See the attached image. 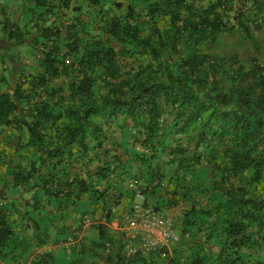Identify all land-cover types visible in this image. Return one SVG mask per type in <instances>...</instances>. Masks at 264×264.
<instances>
[{"label": "trees", "instance_id": "16d2710c", "mask_svg": "<svg viewBox=\"0 0 264 264\" xmlns=\"http://www.w3.org/2000/svg\"><path fill=\"white\" fill-rule=\"evenodd\" d=\"M30 1L45 73L30 90L25 79L0 92L1 130L21 133L11 154L0 151V264L45 248L29 264H264V55L252 34L264 0H140L102 16V35L75 0ZM67 11L63 32L46 19ZM224 35L252 50L218 52ZM63 74L67 87L42 97L46 77ZM116 127L131 141H117ZM133 179L145 206L190 203L171 251L129 256L128 242L111 251L108 226L134 198ZM88 223L98 233L89 243Z\"/></svg>", "mask_w": 264, "mask_h": 264}, {"label": "rangeland", "instance_id": "374dc122", "mask_svg": "<svg viewBox=\"0 0 264 264\" xmlns=\"http://www.w3.org/2000/svg\"><path fill=\"white\" fill-rule=\"evenodd\" d=\"M139 1L140 0H106V5L103 8H101L102 9L101 12H98V8L96 9L95 7H91L90 5H88L87 2H84V0H76L74 2L75 4L78 3L82 6V16L85 22L86 23L88 22L90 25H94V27L90 28L92 29V33L94 35L95 34L102 35V32H101L102 16H107V17L113 16V15L122 16L127 13L126 11L128 10V6L131 3L134 4V3H138ZM208 1L209 0H201L200 2L197 3V7L201 8V7L206 6ZM142 9H143V6H137L136 12L144 13ZM63 23H64V20L61 23H59V25H63ZM94 28H95V31H94ZM252 34L259 40L261 47H262V52L264 55V19L262 21H259V26L252 27ZM7 41L8 40L6 39L0 38V56H2L3 58L5 57V61H3L0 57V92L8 90V89L12 91L14 89V86L17 85V83L21 81L23 77L24 79H27L25 88L30 90L31 89L30 87H32L35 82H36L35 84L38 83L37 81H35L34 77L37 78L45 73V68L41 65V62H40V60L42 59L41 57L42 55L40 54V56H38L37 58H34L30 63H28L29 64L28 66V64L23 61L24 60L23 57L26 56L24 55L25 50L23 46L15 45L13 43L11 45H9V43H6L7 45L5 44L4 46L3 43ZM218 44L220 45H219V48H217V51L220 53L231 52V51L244 52L245 49L252 50L250 47L251 46L250 44L245 45L244 42L240 41V35H224V37L220 39V43ZM67 51L68 50H64L63 53ZM67 58H69L71 62L75 60L74 57H72V55H68ZM22 68H25V71H24L26 72L25 76L20 75ZM70 72L74 73V71L72 70ZM4 78H6L7 81H4L3 80ZM68 83H69V77H67L64 74L56 79H52L50 76H47L46 82H44V85L38 88V91L41 92L42 97L47 98V96L50 93L48 91H51V89H56L58 87L66 88ZM37 86L39 87V85ZM37 86H36V89H37ZM38 91H33L32 93L34 94L35 92H38ZM32 93H29V94L32 95ZM55 100L59 101L60 99L56 98ZM25 131L26 130L24 129L23 132ZM114 131H115V139L117 141L119 142L123 140L131 141L132 137L130 138V136L133 135V133L129 129L125 130L124 133H121L120 130L116 127ZM20 134L21 133L14 128H9L8 130H3V131L0 130V143H1L0 151L5 150L7 154H11L12 145L17 142L16 140ZM169 159H170L169 157H166L164 161L167 162V160ZM135 167H136L135 171H137L138 166H135ZM175 169H176L175 166L169 163L166 165L164 164L163 166V170H164L163 172L167 175L168 178L172 175L175 176L176 174ZM168 178L164 180V183L166 184L168 183ZM132 181H135V179H133ZM130 190L131 191H129V193H133L138 190L141 191V188L138 185L136 190H132V189ZM166 193L167 192H162V195H161L162 197L164 196L165 201H167L169 198L168 194ZM201 202L204 203L205 200L203 199L201 200ZM134 203H135L134 200H131L130 197H128V198H125L123 205H120L119 207L115 208L114 220L108 226L109 235L113 239V244L111 243L112 248H110L111 251H116L118 246L121 245V243L123 242L127 243L128 240H132L131 237L132 235H134V233L128 230L127 217L129 216L131 208ZM162 205L163 204H161L157 208L155 200H152V203H150V207L156 209L164 216L174 219L176 222L179 238L176 242H174L168 247L169 251H171L172 247L174 245H177L178 241L181 239L182 215L184 214L185 211H187L190 208V203L186 201H180L176 203L175 207H169L168 205L162 206ZM160 207H164V208H160ZM94 220H99V218L98 219L96 218ZM90 227L91 226L88 223L82 233L84 235V238H86V240L88 241V243L91 240L98 238V233L93 231ZM23 235L24 237H27V238L30 237V234L27 231L26 233L23 232ZM45 250L44 249H37V250L31 249L25 252L23 264H29L33 260L35 255ZM59 250L58 249L55 250V253H57L58 255L60 254ZM60 256L64 258L65 255L63 253L62 255L60 254ZM60 256L58 257L61 258ZM69 256H70V253L67 252V257Z\"/></svg>", "mask_w": 264, "mask_h": 264}, {"label": "built area", "instance_id": "2783aa9c", "mask_svg": "<svg viewBox=\"0 0 264 264\" xmlns=\"http://www.w3.org/2000/svg\"><path fill=\"white\" fill-rule=\"evenodd\" d=\"M48 17H51V15H48ZM54 23L56 29L63 32L70 25L71 21L67 19L63 25L57 24L56 21ZM70 64V59L66 58L63 67H67ZM21 81L24 83L25 79H21ZM138 185V182H129V188L132 190H136ZM138 192V200L133 204L130 214L127 217L128 230L134 233L131 239L136 240L135 244H129L127 246L126 253L129 256H134L139 252L148 253L162 247L168 248L179 238L175 220L164 216L150 206H145L146 198L140 190ZM75 244L76 241L72 240L68 243V245ZM107 246L111 247L110 245Z\"/></svg>", "mask_w": 264, "mask_h": 264}, {"label": "crops", "instance_id": "0c3cea01", "mask_svg": "<svg viewBox=\"0 0 264 264\" xmlns=\"http://www.w3.org/2000/svg\"><path fill=\"white\" fill-rule=\"evenodd\" d=\"M31 3L32 2L30 0H0V38L8 40L7 42L3 43L4 46L6 43H9V45L12 43L15 45H22L25 50L24 55H26L23 57V61L27 64L30 63L34 58L40 56V52L38 51L39 47H35L33 44H31L32 37H34L37 33L33 27V24L31 23V18L33 15L31 9L34 7ZM72 8L73 5L71 6L70 10H72ZM35 10L39 13L43 11L37 7H35ZM72 15H74L72 11L63 13L61 12L59 18L53 16L47 17V20H49L51 23L56 21L58 24L61 23L64 18L66 20V17H71ZM5 28H7V30H5ZM0 57L3 61H5V57ZM129 191L131 190L129 189ZM138 193L139 192L137 191L133 192V194H130L132 196L134 195V198L130 197V199L136 202L138 200ZM141 193L144 195L143 188L141 189ZM124 201L125 198L122 200L121 205L124 204ZM148 201L149 200H146V202Z\"/></svg>", "mask_w": 264, "mask_h": 264}, {"label": "clouds", "instance_id": "9594fccd", "mask_svg": "<svg viewBox=\"0 0 264 264\" xmlns=\"http://www.w3.org/2000/svg\"><path fill=\"white\" fill-rule=\"evenodd\" d=\"M70 17V16H69ZM132 240H133V242H132ZM132 240H128V245L129 244H135L136 243V240L135 239H132ZM127 251V250H126Z\"/></svg>", "mask_w": 264, "mask_h": 264}]
</instances>
